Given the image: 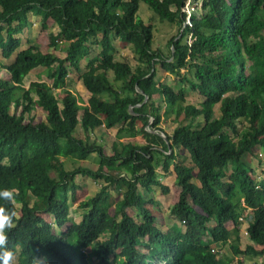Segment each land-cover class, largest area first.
<instances>
[{
    "label": "trees",
    "instance_id": "trees-1",
    "mask_svg": "<svg viewBox=\"0 0 264 264\" xmlns=\"http://www.w3.org/2000/svg\"><path fill=\"white\" fill-rule=\"evenodd\" d=\"M187 1L0 0V51L6 60L16 55L0 61L9 74L0 78V189L15 190L11 203L0 200L15 212L10 264H223L264 255V37L249 40L264 30V0H201L202 12L194 9L190 23ZM146 9L177 29L168 51L157 46L154 24L139 15ZM30 14L49 30V51L22 46ZM115 39L131 46L133 59H116ZM38 67L52 83L26 87ZM162 72L181 87L160 81ZM73 74L90 92L86 105L72 89ZM187 87L203 100L188 104ZM183 104L187 122L179 120ZM37 107L46 116L35 123ZM169 120L177 124L171 133L163 126ZM79 125L85 138L75 135ZM101 127L118 129L112 154L91 139ZM139 135L145 144L120 140ZM259 153L260 180L249 161ZM93 154L100 156L96 168L77 164ZM172 166L180 192L170 208L175 223L163 230L151 207L157 199L141 189L169 193L163 177ZM78 176L101 187L80 203L82 219L73 221ZM196 183L213 213L191 203ZM113 192L120 195L115 202ZM242 216L251 241L244 247Z\"/></svg>",
    "mask_w": 264,
    "mask_h": 264
},
{
    "label": "rangeland",
    "instance_id": "rangeland-1",
    "mask_svg": "<svg viewBox=\"0 0 264 264\" xmlns=\"http://www.w3.org/2000/svg\"><path fill=\"white\" fill-rule=\"evenodd\" d=\"M22 1V0H17ZM196 1L195 0H188L187 4L185 6V11L187 12V23H190L191 19H190V14L191 12L195 9L196 13H201L202 9V3L201 0L198 4V6L195 4ZM142 9H145V4H142ZM147 11H142V13L140 12L139 15H141L147 23H153L155 26V38H156V44L159 47L164 48L166 51H168V41L169 38L172 36V34L177 32V29H175V27H173L170 23L168 22H162L158 17H153L152 13L153 11L146 9ZM152 12V13H151ZM194 12V11H193ZM140 16V17H141ZM264 16V13H263ZM30 18L32 20V25L30 28L26 29L24 31L23 34L20 35L21 39H22V44L23 47L25 46H30V45H35L40 47L42 50L44 51H49L51 48H49L48 45V39H47V34L49 32V30L45 29L42 25V21H41V16L38 15H33L30 14ZM48 24L49 26H54L55 22L53 19H49L48 20ZM260 37H264V30L261 31V33L259 34H253V35H249V40L250 41H257V39H259ZM114 44H115V56L116 59L118 60H123L127 57H129L130 59H133V50L131 48L130 45H124L121 42H119L118 39L114 40ZM53 51V50H51ZM55 53H59V51L55 50ZM60 54H62L60 52ZM16 55H14L10 60H15ZM2 61L5 63L6 61L1 58ZM89 62V60H84L83 62V67L85 68L87 66V63ZM253 67V65H251L250 69ZM4 76V77H9V74L5 73L3 71V69L0 67V76ZM72 80L74 82V87L72 88L80 97L81 100V104L82 105H86L88 102V99L90 97V92H88V90L86 89V87L83 84V81L79 78V76L73 74L72 75ZM160 81L165 82L170 84L171 86H173L175 89H179L182 85V83L176 82V78L173 75L168 74L167 72H162L159 75ZM45 80L49 83H52V80L47 78V75L44 72V67H38L33 69L30 73H28V75L25 78V86L28 87L30 85V83L33 80ZM113 79V76H112ZM56 93L58 94V96H60V90L58 89L56 91ZM187 103L188 104H195L197 105L199 102H201L203 100L202 96L198 93V92H192L191 89H189V87H187ZM155 100L156 103L160 102V97L159 95L155 96ZM150 104H152L153 102H149ZM184 106L185 104H183L181 106L180 112H179V120L180 121H185L187 122L188 120L186 119L185 115H184ZM13 108V107H12ZM20 113V111H19ZM32 116H34L33 121L35 123L40 122L41 120L45 119L46 113L45 111L41 108V107H37V109L35 111L32 112ZM30 118H27L26 121H29ZM163 125H165L166 129L169 130V132H173L174 127L177 125L175 123H170L169 121H164ZM75 135L77 137H82L85 138L86 133L84 132L83 128L79 125L76 129ZM226 135V141L229 140L230 138L228 137L227 134ZM92 140H95L97 143H99L100 145H102L106 151L108 152V154H112L113 153V148H112V143L113 142H117L118 138H117V128H106V127H101L98 129H95L92 134L90 135ZM129 137V136H128ZM124 138V137H123ZM121 140V139H120ZM123 141H125L124 143H139V144H145L147 141L145 139L144 135H139L138 138L135 139H130V138H124ZM119 142V141H118ZM121 148V147H119ZM181 157L188 161L191 162V158H190V154L188 153V151L183 150L181 152ZM99 154H93L92 158L89 161H78L77 164L78 165H83L84 167H92V168H96L98 166L99 162ZM259 159L263 161L261 153H259V158H250V162L252 165H254V167L256 168V171L258 173L257 179L260 180L261 179V174H262V169H263V163L261 164L259 162ZM69 159L66 160L68 166L71 165L70 161H68ZM254 163V164H253ZM51 175L54 176L55 172L52 171ZM177 173L175 170V166H172V173L167 174L166 176L163 177V183L168 185L170 188V192L167 194H164L162 192V190L160 188L157 187H153L150 188L148 191H145V189H141L142 192H144V195L147 198H152L155 197L157 199V203L151 205V207L154 209V212L156 215H159V219H158V224L160 226V228H162L163 230H167L169 229V227H171L174 223L175 220L174 218L170 215V208L171 206L176 202L177 200V196L179 194V187L175 184ZM77 181H81V188L77 191L76 194V199L73 201L71 196H70V207H71V219L73 221H80L82 219V211L80 210V203L82 201H85L87 199H89L95 192H97L100 187H101V183L95 181L92 178H86V179H82L81 176L77 177ZM195 182V179H194ZM193 196L192 198H190L191 203L194 205V202H199L203 205H205L206 207H208L210 209V212L213 213V208L210 206L209 201L207 200L206 196L203 193V190L200 186V184L196 183V185L194 186V191H193ZM120 198V195L113 192L112 194V201L115 202ZM18 209H19V205ZM197 208H199V210L202 211V208L197 205ZM112 213L115 212V206L113 205L112 208L110 209ZM45 218L49 221H51V217L50 216H45ZM65 229H58L57 228V232L61 233V231H64ZM99 242H101V239L99 240ZM243 247L248 244L247 240L243 241ZM239 259H242L244 261V263L246 264H256L254 263L255 260H258L259 264H263L261 259H256V257L254 256H248V257H244L241 256ZM16 264V261L14 262ZM236 264V263H235ZM258 264V263H257Z\"/></svg>",
    "mask_w": 264,
    "mask_h": 264
},
{
    "label": "clouds",
    "instance_id": "clouds-1",
    "mask_svg": "<svg viewBox=\"0 0 264 264\" xmlns=\"http://www.w3.org/2000/svg\"><path fill=\"white\" fill-rule=\"evenodd\" d=\"M147 129L149 130L150 128L148 127ZM160 134L162 135L165 133L160 132ZM14 193V189H0V200L11 203L14 200ZM14 217V211L3 205H0V264H10V260L13 255L12 251L9 250L6 245L8 240L7 233L13 228Z\"/></svg>",
    "mask_w": 264,
    "mask_h": 264
},
{
    "label": "crops",
    "instance_id": "crops-1",
    "mask_svg": "<svg viewBox=\"0 0 264 264\" xmlns=\"http://www.w3.org/2000/svg\"><path fill=\"white\" fill-rule=\"evenodd\" d=\"M22 46H23V44H22ZM25 47H27V46H25ZM1 58H3V56H2V54H1V51H0V61L2 62V63H4L3 61H2V59ZM4 59V58H3ZM6 62L5 63H8V62H11L12 60H6V59H4ZM2 68V67H1ZM3 69V68H2ZM3 71L5 72V70L3 69ZM6 73V72H5ZM2 77H4V76H0V78H2ZM4 78H6V77H4ZM169 122H170V120H169ZM171 123V122H170ZM164 126V128L166 129V127H165V125H163ZM111 129V128H110ZM167 130V129H166ZM117 131H118V129H117ZM168 132H169V130H167ZM124 138H130V139H135V138H138V136H134V137H124ZM124 138H121V140L123 141V139ZM123 142H125V141H123ZM112 145H113V143H112ZM90 160V159H89ZM89 160H87V161H89ZM176 177H177V175H176ZM176 177H175V180H176ZM180 192V191H179ZM233 224L231 225L230 224V226H229V228L230 229H232L233 228ZM239 230H240V234H241V236H242V243H243V241L244 240H247V242L248 243H251V241L249 240V238L247 237V235H245L244 234V232H243V230H242V228H241V226L239 227ZM257 249H260L261 248V246H259V245H256L255 246ZM253 256V255H252ZM244 257H248V256H244ZM254 257H256V259H261L263 262V264H264V255H259V256H254ZM238 259H239V257H235L234 259H233V261L232 262H224L223 264H238ZM242 260V259H241ZM243 261V260H242ZM244 262V261H243ZM254 263H258L259 264V262H258V260H255V262ZM244 264H246V263H244Z\"/></svg>",
    "mask_w": 264,
    "mask_h": 264
},
{
    "label": "built area",
    "instance_id": "built-area-1",
    "mask_svg": "<svg viewBox=\"0 0 264 264\" xmlns=\"http://www.w3.org/2000/svg\"><path fill=\"white\" fill-rule=\"evenodd\" d=\"M247 212V211H246ZM248 213V212H247ZM240 222H241V228L244 232L245 235H248V232H247V226H248V222L247 220L245 219V217H240Z\"/></svg>",
    "mask_w": 264,
    "mask_h": 264
},
{
    "label": "water",
    "instance_id": "water-1",
    "mask_svg": "<svg viewBox=\"0 0 264 264\" xmlns=\"http://www.w3.org/2000/svg\"><path fill=\"white\" fill-rule=\"evenodd\" d=\"M148 97H146V99H147ZM132 109H133V107L131 106L130 107V111L132 112ZM150 130V129H149ZM162 135H164V137H166V135L165 134H162Z\"/></svg>",
    "mask_w": 264,
    "mask_h": 264
}]
</instances>
